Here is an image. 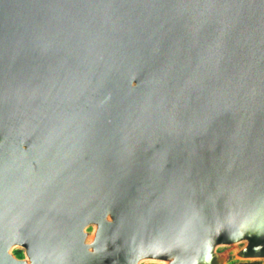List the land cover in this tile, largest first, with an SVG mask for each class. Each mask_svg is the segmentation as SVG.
<instances>
[{
    "label": "water",
    "instance_id": "1",
    "mask_svg": "<svg viewBox=\"0 0 264 264\" xmlns=\"http://www.w3.org/2000/svg\"><path fill=\"white\" fill-rule=\"evenodd\" d=\"M264 264V0H0V264Z\"/></svg>",
    "mask_w": 264,
    "mask_h": 264
},
{
    "label": "rangeland",
    "instance_id": "2",
    "mask_svg": "<svg viewBox=\"0 0 264 264\" xmlns=\"http://www.w3.org/2000/svg\"><path fill=\"white\" fill-rule=\"evenodd\" d=\"M249 264H259V263H249Z\"/></svg>",
    "mask_w": 264,
    "mask_h": 264
}]
</instances>
